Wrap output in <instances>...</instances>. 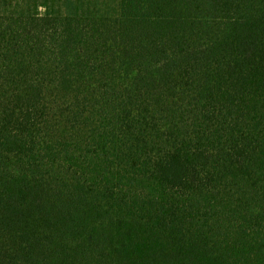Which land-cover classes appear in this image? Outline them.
<instances>
[{
	"label": "trees",
	"instance_id": "16d2710c",
	"mask_svg": "<svg viewBox=\"0 0 264 264\" xmlns=\"http://www.w3.org/2000/svg\"><path fill=\"white\" fill-rule=\"evenodd\" d=\"M0 264H264V0H0Z\"/></svg>",
	"mask_w": 264,
	"mask_h": 264
}]
</instances>
